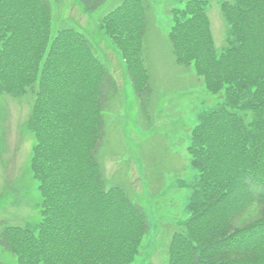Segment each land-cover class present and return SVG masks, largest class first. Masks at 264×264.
<instances>
[{"label": "trees", "instance_id": "trees-1", "mask_svg": "<svg viewBox=\"0 0 264 264\" xmlns=\"http://www.w3.org/2000/svg\"><path fill=\"white\" fill-rule=\"evenodd\" d=\"M79 1L92 12L107 0ZM184 5L172 10L175 56L249 114L245 121L224 103L200 117L190 149L203 179L168 264H264V0L223 1L230 28L221 53L206 0ZM149 7V0H122L100 22L118 26L142 108L152 94L143 63ZM52 16L50 0H0V92L34 98L32 171L44 199L38 229L7 227L0 247L20 264H133L150 222L123 187L107 184L99 159L121 86L81 32L60 29L50 40ZM213 151L225 167L215 177L206 170Z\"/></svg>", "mask_w": 264, "mask_h": 264}, {"label": "rangeland", "instance_id": "rangeland-1", "mask_svg": "<svg viewBox=\"0 0 264 264\" xmlns=\"http://www.w3.org/2000/svg\"><path fill=\"white\" fill-rule=\"evenodd\" d=\"M223 1L206 0L205 8L218 53L228 44L230 28ZM121 2L107 0L89 12L79 0H50L53 14L50 40L60 29H76L89 39L95 54L118 80L120 97L106 118L99 154L101 168L107 184L123 187L143 207L150 222V232L133 264H168L171 240L177 232L187 230L192 216L189 204L203 179L190 149L200 117L224 103L245 121L249 113L230 105L224 92L212 93L204 79L195 73V67L175 56L169 36L174 24L172 10L184 8L186 0H149L143 63L152 94L142 108L127 52L118 45V26L110 23L100 26L101 19ZM139 80L142 88L145 78L140 76ZM33 109L34 98L30 93L0 92V233L7 227L36 230L42 221L44 199L40 182L32 171L37 141L30 127ZM212 157L206 170L208 176L215 177L225 167L216 151ZM0 264L20 263L16 255L0 247Z\"/></svg>", "mask_w": 264, "mask_h": 264}]
</instances>
